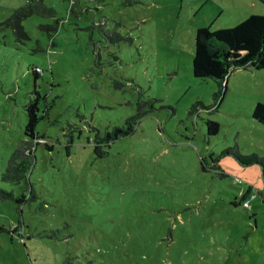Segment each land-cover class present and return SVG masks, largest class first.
<instances>
[{
  "label": "rangeland",
  "instance_id": "374dc122",
  "mask_svg": "<svg viewBox=\"0 0 264 264\" xmlns=\"http://www.w3.org/2000/svg\"><path fill=\"white\" fill-rule=\"evenodd\" d=\"M29 1L0 0V177L36 95L47 112L35 130L52 148L36 146L29 184L0 178L16 198L31 190L0 201V264H264L262 167L222 154L237 145L264 157L252 118L264 69L234 70L213 103L215 82L190 68L197 28L234 27L264 5L41 0L49 12L22 20L17 38L5 22ZM137 113L133 132L97 156L93 132Z\"/></svg>",
  "mask_w": 264,
  "mask_h": 264
},
{
  "label": "trees",
  "instance_id": "16d2710c",
  "mask_svg": "<svg viewBox=\"0 0 264 264\" xmlns=\"http://www.w3.org/2000/svg\"><path fill=\"white\" fill-rule=\"evenodd\" d=\"M264 5V0H256ZM38 3L32 4L30 1L25 6L14 9L8 16L5 24L10 26L15 36L26 37L21 25L22 20L29 17L34 12L44 10L49 12L44 7L41 0ZM95 26L100 27V23L96 22ZM194 49L191 60L192 76L199 80L210 79L217 86L216 92L213 93V103H219L227 89V78L237 69L244 70H261L264 69V15L252 14L242 20L239 24L231 28L218 30H210L209 27L197 28L194 35ZM40 69L35 67L32 73L36 78ZM39 95H36L34 100H30L25 105L26 124L24 127L25 139L11 153L7 164L1 173V180L15 184H29L28 172L30 171L34 155L33 152L38 144L44 145L48 150L52 147L49 145L44 135L36 132V125L40 119L45 116L47 107L40 113L38 107ZM197 105L204 107L201 102H196ZM141 113L130 116L125 119L120 126H113L106 129L104 132L98 130L93 132L91 142L93 150L97 156H104V150L110 142L130 135L134 130V125ZM252 118L258 123L264 125V103L257 102L252 111ZM207 134L215 135L219 129V124L216 121L207 120ZM93 129L90 131L92 132ZM222 154L230 155L242 165L258 164L262 167L264 173V157H260L256 153L242 154L237 145L223 150ZM249 191H246L241 196L244 202L248 198ZM26 198L22 195L16 198L11 191L0 188V201L14 200L16 203H21ZM17 226L11 229V232L16 231ZM76 258V257H75ZM75 258L64 257L60 264H87L80 263Z\"/></svg>",
  "mask_w": 264,
  "mask_h": 264
},
{
  "label": "built area",
  "instance_id": "2783aa9c",
  "mask_svg": "<svg viewBox=\"0 0 264 264\" xmlns=\"http://www.w3.org/2000/svg\"><path fill=\"white\" fill-rule=\"evenodd\" d=\"M243 206H245V207L248 206V205H247V201H244V202H243Z\"/></svg>",
  "mask_w": 264,
  "mask_h": 264
}]
</instances>
